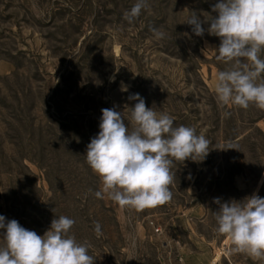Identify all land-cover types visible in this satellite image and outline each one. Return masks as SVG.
Listing matches in <instances>:
<instances>
[{"label":"rangeland","instance_id":"rangeland-1","mask_svg":"<svg viewBox=\"0 0 264 264\" xmlns=\"http://www.w3.org/2000/svg\"><path fill=\"white\" fill-rule=\"evenodd\" d=\"M218 2L148 0L150 10L129 24L123 14L135 0H0L6 222L42 236L54 218H72L70 234L91 245L94 264H260L231 253L229 239L215 232L216 198H264V110L222 107L214 92L216 72L228 67L216 59L220 38L207 32ZM191 13L203 36L185 22ZM135 93L211 142L202 161L174 165L172 200L143 211L97 199L101 182L85 158L101 109L115 106L128 125Z\"/></svg>","mask_w":264,"mask_h":264},{"label":"clouds","instance_id":"clouds-1","mask_svg":"<svg viewBox=\"0 0 264 264\" xmlns=\"http://www.w3.org/2000/svg\"><path fill=\"white\" fill-rule=\"evenodd\" d=\"M144 10H150L148 0H135L123 19L132 24ZM212 11L218 16L209 18L207 32L220 38L216 59L228 66L215 74L218 104L264 110V0H219ZM185 22L193 26L195 35H204L195 13ZM150 31L157 40L165 36L155 27ZM128 99L137 101L129 108L128 125L115 106L101 109L100 130L87 145L85 158L101 182L94 193L97 199L107 197L121 208L143 211L172 200L174 165L188 159L202 161L211 142L194 127L177 126L170 114L147 107L139 93ZM226 149L236 148L229 144ZM214 202L219 205L215 232L229 239L231 253L264 264V198L254 193L239 202L219 198ZM74 224V219L61 215L41 236L0 215V229H4L0 264H94L91 245L70 234ZM94 232L98 238L103 235L98 221Z\"/></svg>","mask_w":264,"mask_h":264}]
</instances>
